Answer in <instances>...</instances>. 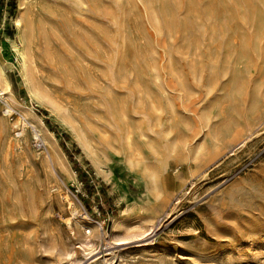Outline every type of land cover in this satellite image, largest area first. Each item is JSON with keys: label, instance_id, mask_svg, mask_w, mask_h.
<instances>
[{"label": "rangeland", "instance_id": "obj_1", "mask_svg": "<svg viewBox=\"0 0 264 264\" xmlns=\"http://www.w3.org/2000/svg\"><path fill=\"white\" fill-rule=\"evenodd\" d=\"M83 1L48 2L32 47L48 97L37 105L11 71L5 37L14 35L17 0H0V59L15 100L53 138L47 148L0 96V264H264V29L249 41L247 9L252 2L264 15V0ZM123 130L142 164L127 163ZM104 132L116 157L107 180L77 142L83 135L99 146ZM69 201L75 218L86 216L78 231ZM128 205L152 217L151 230L100 236L84 252L88 222L110 235Z\"/></svg>", "mask_w": 264, "mask_h": 264}, {"label": "bare ground", "instance_id": "obj_2", "mask_svg": "<svg viewBox=\"0 0 264 264\" xmlns=\"http://www.w3.org/2000/svg\"><path fill=\"white\" fill-rule=\"evenodd\" d=\"M48 2L49 0H17V9L11 21V25L14 28V35L13 37H5L11 51L16 56L17 61V64L12 66L11 71L13 70L15 73H17L19 84L25 91L26 99L28 100V102L30 104L36 103L37 105H43L44 103H46L48 101V97L36 83V77L34 76L35 73L32 47L34 45L35 36L39 34L45 27L46 20L44 17V12L49 10ZM248 3V27L250 30L249 41H259L262 38L261 32L264 29V15L260 10L255 8V5L252 2ZM81 5L82 4L80 2V6ZM84 7H86V5ZM12 87L13 85L10 75L6 72L4 62H2V60L0 59L1 98L5 100V102L11 109H15L16 111H18V113H20V115H22L25 120L28 119V121H32L36 125L39 132L42 133L45 146L47 148H52V135L47 131L40 117L34 114L31 106L22 104L20 105V103L15 100L14 94L12 92ZM9 111L10 110H7L6 113H9ZM5 129V121L4 119L0 118V130L4 131ZM23 132H25V130ZM120 133V147L127 154V163L131 166H136L139 163L142 164V162H144V160L142 159V154L138 149H134L132 145L131 132H129L128 130H123ZM109 139L110 138L108 136V133L104 132L103 142L99 146H96L83 135L77 137V142L82 151V155H84V157L90 162V165L95 171L96 175L103 180L109 179V174L112 172V167L116 160V157L110 155L108 152V149L111 148ZM16 148L21 149L18 142L16 143ZM57 153L61 161V166L64 168V171L66 173L67 179L69 181H73L76 177L75 173L72 170L68 169V163L66 162L63 155L59 152ZM145 172L146 188L149 192L152 193L155 198H158L160 191L157 186L156 175L153 171L146 170ZM63 189H67V187L63 185ZM68 211L70 213V216L74 220V224H72V227H74V229L78 231V229L80 228L79 226L83 225V222L78 219H85L86 216L84 214H81L79 215L78 219L75 218L78 212L74 208V204L71 201H69L68 203ZM131 216L134 217L131 218ZM129 220H131V222L132 220H136V222L129 224ZM111 221L112 228L110 229V235L99 234L96 224L88 222V224L91 225L93 233H89L88 236H80L84 241L80 245L84 252L92 253L94 250H96L97 247L91 244V242H93L100 236H105L111 241H117L118 239H121V237H123L122 239H124L128 237L141 236L149 232L152 228V217L142 209L131 206L129 207V205L128 207H126V209L120 211L119 218L112 219ZM68 225H70L69 222Z\"/></svg>", "mask_w": 264, "mask_h": 264}]
</instances>
